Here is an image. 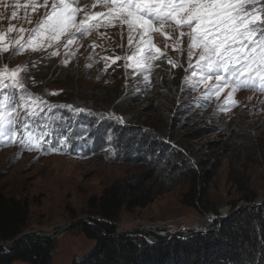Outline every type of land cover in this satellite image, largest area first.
I'll return each mask as SVG.
<instances>
[{
    "label": "rangeland",
    "instance_id": "rangeland-1",
    "mask_svg": "<svg viewBox=\"0 0 264 264\" xmlns=\"http://www.w3.org/2000/svg\"><path fill=\"white\" fill-rule=\"evenodd\" d=\"M15 2L16 0H3V4L8 7H0V33L6 34L4 43L10 46L7 53H0V73H5L7 69L3 78V82L7 84L10 83L8 76L11 71L20 68L17 79L24 85L26 92L52 106L51 109L45 108L34 118H39L42 122L46 118L60 119L61 113L56 112V109L66 108L68 105L59 98L61 95L66 99L77 98L90 102L86 95L77 96L65 89V86L58 90L57 85L45 79L47 68L60 66L72 75L73 81L69 80V83H75L82 91H96L100 88L112 90L115 86H122L129 92L130 102H136L129 107L134 124L138 122L159 128L165 134L166 142L173 147L179 145L185 148L192 159L196 160L200 156L209 158L217 152L227 156L213 178L208 194V200L219 208V215L202 216L196 209L184 206L181 199L187 185H176L146 208L132 211L123 209L116 223L118 233L144 227L152 230L165 229L169 234H175L198 230L203 219L211 220L210 230L215 231L222 224L220 221L223 217L247 204L244 201L247 195L257 197L254 204L264 201L263 94L240 89L234 94L235 106L225 104L227 97L232 94L231 86L223 88L219 96L210 95L216 82H200L199 74L192 77L187 58L189 39L187 35L180 38L183 51L175 50L181 30H173L168 25L163 27L162 32L151 36L156 59L151 61L150 71L138 70L132 61L126 59L135 50V41L130 48L127 27L121 29L118 23L108 27L102 24L99 29L83 36L75 33L73 43L67 47L63 46L67 36L61 37L57 55H50L57 46L32 51L29 45L18 52V46H12L17 38V31L9 33L8 28H25L26 41L30 32L39 27L44 19L46 9L45 0H19L22 5L34 3L36 10L31 6L27 9L21 7L16 10L17 17L13 20L11 13L14 9L11 5ZM53 2L54 0H47V11H51ZM70 2L73 7L80 9L77 21L85 15L106 10L101 7L102 0ZM165 33L171 38H166ZM155 48H159L160 52L156 53ZM169 61H175L176 65ZM145 76L148 77L147 80ZM17 91L19 95H24L23 91ZM25 98L28 99L27 96ZM20 105L18 110L23 114V101ZM186 106L192 108L184 111ZM75 109L78 108L71 109L75 116L67 119L74 124L78 123V113L85 114L84 111L77 112ZM194 109L198 111L197 119L194 123H187L185 116ZM107 112H110L108 116L115 122L121 120L125 123L122 113H117L115 108L111 107ZM212 126H221L222 131L211 132ZM202 129H206V132L198 134ZM215 141L222 143L219 149H215L218 145L209 146ZM59 144L53 147H59L60 151L53 154L27 150L31 144H8L0 147V192L28 202L30 221L26 232L46 234L68 227L74 222L95 219L88 207V201L92 197L100 196L115 182L135 181L138 174L146 170L144 166L130 163H108L99 154L82 156L74 153L71 143L67 142L65 146L61 145L62 142ZM246 149L254 152L249 153ZM233 165L239 168L244 177L246 186L243 188L235 185L231 179ZM52 240L54 264H72L74 259H81L95 244L81 233L80 226H75ZM13 264L29 263L17 261Z\"/></svg>",
    "mask_w": 264,
    "mask_h": 264
},
{
    "label": "trees",
    "instance_id": "trees-1",
    "mask_svg": "<svg viewBox=\"0 0 264 264\" xmlns=\"http://www.w3.org/2000/svg\"><path fill=\"white\" fill-rule=\"evenodd\" d=\"M261 1L264 3V0ZM39 69L43 71L42 67ZM47 69L45 79L57 85L58 90L65 86L70 93L86 95L90 100L84 102L77 98L59 96L68 103L67 106H71L56 109L68 113L64 118L75 116L71 113L73 108L84 109L85 112L84 115H76V118L83 120L80 124L84 125V131L87 132L84 142L72 141L74 138L68 140L74 153L83 156L99 154L108 163L119 161L144 166L146 169L138 174L135 181L115 182L100 196H94L88 201L89 213L96 218L90 221L93 225L80 226V231L95 244L81 259H74L72 264H264V206L247 207L239 213H233L211 233L174 239L163 244L154 245L138 236H114L118 233L116 223L123 209L132 211L146 208L176 185H187L181 199L184 206L196 209L202 216L219 215V208L208 200V194L213 178L227 156L217 152L209 158L200 156L194 160L185 148L179 145L173 147L166 142L165 134L159 128L138 122L134 124L129 107L136 102H130L129 92L122 86H115L112 90L100 88L96 91H82L75 83H69V80L73 81L72 75L62 67ZM111 107L117 113H122L125 123L121 120L115 122L108 116L110 112L107 111ZM191 108L186 106L183 110ZM197 112V109L192 110L185 116V121L194 123ZM64 118L55 120V129L50 131L52 135L60 133L58 130ZM52 119L46 118L44 121ZM210 131L219 133L222 127L212 126ZM203 132L206 129L200 130L198 134ZM88 137L90 140H86ZM41 145L46 148L47 142ZM216 145L215 149H219L222 143L215 141L209 144L211 147ZM78 147H81L79 152ZM246 151L254 152L249 149ZM242 176L239 168L233 165L231 179L240 188L246 186ZM256 199L252 194L247 195L244 201L254 205ZM29 221L28 202L0 192V244L10 246L9 249H0V264H13L17 261L54 264L52 239L27 236L18 241L29 227Z\"/></svg>",
    "mask_w": 264,
    "mask_h": 264
},
{
    "label": "snow or ice",
    "instance_id": "snow-or-ice-1",
    "mask_svg": "<svg viewBox=\"0 0 264 264\" xmlns=\"http://www.w3.org/2000/svg\"><path fill=\"white\" fill-rule=\"evenodd\" d=\"M29 6L36 10L34 3L22 5L16 0L11 5L14 9L11 18L16 19L17 9ZM0 7L8 5L0 0ZM44 7V19L30 32L28 40L24 38L25 28H8L9 33L17 31L12 46H18V52L29 45L32 51L57 46L50 53L57 55L61 37L67 36L63 45L67 47L73 43L75 33L88 34L102 24L108 27L118 23L121 29L127 27L130 48L135 41V50L126 59L132 61L136 69L150 71L151 61L156 59L151 36L162 32L168 25L173 30H181L175 50L183 51L180 38L187 35L189 39L187 58L192 77L199 74L200 82H216L210 95L219 96L223 88L231 85L232 94L225 104L235 106L236 91L243 88L264 91V3L261 0H102L101 7L106 12L85 15L79 21L76 17L80 9L73 7L70 0H54L51 11H47L45 0ZM165 36L171 38L166 33ZM5 38L6 34L0 33V53L9 51ZM155 52L159 53L160 49L155 48ZM169 62L176 65L175 61ZM19 72L20 68L11 71L8 76L10 83L7 84L3 82L5 73H0V147L30 142L29 151L36 150L42 154L59 152V147L52 146V133L47 130L46 122L34 119L39 112L52 106L26 92L17 79ZM17 90L23 91L24 95H19ZM21 101L23 114L17 111ZM67 107L71 108L70 105ZM74 111L83 112L84 109ZM45 132L47 135L42 136ZM45 141L47 147H40Z\"/></svg>",
    "mask_w": 264,
    "mask_h": 264
},
{
    "label": "water",
    "instance_id": "water-1",
    "mask_svg": "<svg viewBox=\"0 0 264 264\" xmlns=\"http://www.w3.org/2000/svg\"><path fill=\"white\" fill-rule=\"evenodd\" d=\"M264 206V201L255 203L254 205L252 204H243L240 207H238L234 212H232L230 215L226 216L223 218L220 223L224 221V219L230 217L233 213H239L243 209L247 207H255V208H260ZM85 225H93L90 221L86 220H81L78 222H74L70 224L68 227L62 228L55 230L51 233H40L36 231H28L24 232L19 238L18 241L24 239L27 236H34L38 238H45V239H55L60 236H62L64 233L68 232L71 228L75 226H85ZM101 232L106 234L103 230L100 229ZM214 230L206 229V230H187V231H180L175 234H169L165 229H157V230H152L149 228H144V227H136L132 228L130 230H127L122 233H116L114 236L116 237H142L149 241L151 244L157 245V244H163L167 243L169 241H172L174 239H186V238H192L198 235H203V234H208L213 232ZM10 246H8L5 243L0 244V249H9Z\"/></svg>",
    "mask_w": 264,
    "mask_h": 264
},
{
    "label": "bare ground",
    "instance_id": "bare-ground-1",
    "mask_svg": "<svg viewBox=\"0 0 264 264\" xmlns=\"http://www.w3.org/2000/svg\"><path fill=\"white\" fill-rule=\"evenodd\" d=\"M210 222H211V220H209V219H203L200 222V224L198 225V230H206V229L210 228V225H211Z\"/></svg>",
    "mask_w": 264,
    "mask_h": 264
}]
</instances>
